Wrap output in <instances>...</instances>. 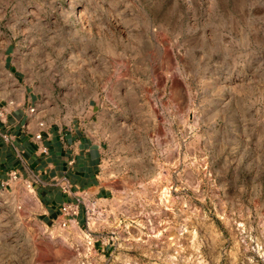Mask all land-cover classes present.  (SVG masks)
I'll list each match as a JSON object with an SVG mask.
<instances>
[{
  "label": "rangeland",
  "instance_id": "obj_1",
  "mask_svg": "<svg viewBox=\"0 0 264 264\" xmlns=\"http://www.w3.org/2000/svg\"><path fill=\"white\" fill-rule=\"evenodd\" d=\"M24 86L108 144L103 264H264V0H0V103ZM29 190L0 186V264L95 263V204L46 225Z\"/></svg>",
  "mask_w": 264,
  "mask_h": 264
},
{
  "label": "crops",
  "instance_id": "obj_2",
  "mask_svg": "<svg viewBox=\"0 0 264 264\" xmlns=\"http://www.w3.org/2000/svg\"><path fill=\"white\" fill-rule=\"evenodd\" d=\"M12 98L11 103L4 101L0 115V186L30 188L37 215L46 225L56 218L60 203L76 196L84 202L92 201L104 223L98 226L90 252L93 264H103L112 246V226L105 223L112 222L106 205L111 191L99 177L107 142L100 131L87 129L79 122H45L40 138L35 139L36 119L27 111L29 106L35 107L34 92L24 86L21 98ZM41 146L45 153L40 152ZM12 171L15 178L10 177ZM60 181L68 185V192L61 191ZM84 224L83 215L73 223L77 229Z\"/></svg>",
  "mask_w": 264,
  "mask_h": 264
},
{
  "label": "built area",
  "instance_id": "obj_3",
  "mask_svg": "<svg viewBox=\"0 0 264 264\" xmlns=\"http://www.w3.org/2000/svg\"><path fill=\"white\" fill-rule=\"evenodd\" d=\"M11 103V101H8ZM27 111L30 114L36 113L35 107L34 106H29ZM4 112V104L0 103V115H2ZM36 125L38 127V132L34 135L35 139L40 138V130L44 127V122L42 120H39L36 118ZM40 152L45 153V148L44 146L40 147ZM10 177L15 178V172H10ZM59 187L62 192H68V185L64 181H60ZM92 203L89 202H84L82 198L79 196L74 197L73 200L71 201H65L59 204L57 208V220L58 223L61 227L65 228L74 223V221L77 219V216L80 215V212L82 213L85 221L89 217V214H95V207H90ZM82 205V209H81ZM112 240V237H111Z\"/></svg>",
  "mask_w": 264,
  "mask_h": 264
},
{
  "label": "bare ground",
  "instance_id": "obj_4",
  "mask_svg": "<svg viewBox=\"0 0 264 264\" xmlns=\"http://www.w3.org/2000/svg\"><path fill=\"white\" fill-rule=\"evenodd\" d=\"M35 16V15H34ZM74 16L76 18V20L78 22H80L81 25H83V22L81 21V11H76L74 12ZM37 20V19H36ZM86 26V25H85ZM88 31H90V29L88 28ZM88 34H90V32H88ZM14 81V80H13ZM15 82V81H14ZM91 206V205H90ZM93 206V205H92ZM95 224H98L100 225V221L96 220L94 217H89L88 219V226L89 228L92 227V226H95ZM75 227V226H74ZM76 229V228H75ZM60 231L57 230V231H54L53 234H57L59 233ZM78 232L80 233V236H81V240L82 242L86 245L85 248H88L90 249V245H91V237L89 235V233L87 232H84V231H80L78 230Z\"/></svg>",
  "mask_w": 264,
  "mask_h": 264
}]
</instances>
